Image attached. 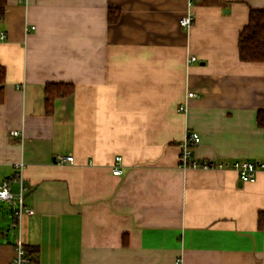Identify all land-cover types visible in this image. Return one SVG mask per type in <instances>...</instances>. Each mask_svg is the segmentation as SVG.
Masks as SVG:
<instances>
[{"label": "crops", "instance_id": "crops-1", "mask_svg": "<svg viewBox=\"0 0 264 264\" xmlns=\"http://www.w3.org/2000/svg\"><path fill=\"white\" fill-rule=\"evenodd\" d=\"M6 7L0 186L22 165L29 212L15 228L0 201V264L19 239L28 264H264V172L242 183L234 171L180 167L189 132L201 138L197 161L264 162V63L238 50L264 0H202L191 30L183 0ZM48 84L74 86L51 112Z\"/></svg>", "mask_w": 264, "mask_h": 264}, {"label": "built area", "instance_id": "built-area-1", "mask_svg": "<svg viewBox=\"0 0 264 264\" xmlns=\"http://www.w3.org/2000/svg\"><path fill=\"white\" fill-rule=\"evenodd\" d=\"M188 5V13L181 19V26L184 30H191L194 25L193 9L195 5L202 0H183ZM22 2V0H21ZM197 58L192 57L191 62L196 61ZM194 93H189V97H194ZM18 136V132L12 133ZM201 142L200 135L197 132H189L185 135L180 154V167L183 170L188 169H207L215 171H234L237 173L242 183H254L257 180L258 174L264 172V162L262 161H234V162H216V161H197L193 157V150ZM123 158L117 157L116 165L113 169L114 175H121L122 169L120 162ZM56 163L59 165H72L73 157L71 155H60L56 158ZM22 165L17 166V171L14 176L4 180L0 186V201L9 203L14 207V227L20 225L21 219L29 210L25 206V194L27 185L22 175ZM14 184H18L19 190L17 193L12 191ZM30 262L28 253L19 239L15 245V258L11 264H28Z\"/></svg>", "mask_w": 264, "mask_h": 264}, {"label": "trees", "instance_id": "trees-1", "mask_svg": "<svg viewBox=\"0 0 264 264\" xmlns=\"http://www.w3.org/2000/svg\"><path fill=\"white\" fill-rule=\"evenodd\" d=\"M7 0H0V22L4 20ZM115 10L109 13V22L115 23L119 15ZM239 57L244 62L264 63V10H252L248 25L241 31L238 41ZM6 81L5 66L0 63V103L3 101V87ZM74 91L70 84H48L45 87L47 111L51 112L56 98H67ZM258 123L264 127V113L258 117ZM28 251V250H27Z\"/></svg>", "mask_w": 264, "mask_h": 264}, {"label": "rangeland", "instance_id": "rangeland-1", "mask_svg": "<svg viewBox=\"0 0 264 264\" xmlns=\"http://www.w3.org/2000/svg\"><path fill=\"white\" fill-rule=\"evenodd\" d=\"M9 209L11 208V206L8 207Z\"/></svg>", "mask_w": 264, "mask_h": 264}]
</instances>
